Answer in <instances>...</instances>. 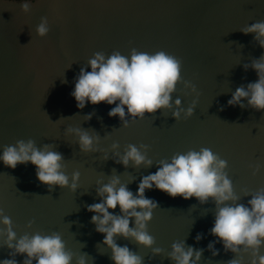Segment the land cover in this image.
Wrapping results in <instances>:
<instances>
[{
	"label": "water",
	"instance_id": "water-1",
	"mask_svg": "<svg viewBox=\"0 0 264 264\" xmlns=\"http://www.w3.org/2000/svg\"><path fill=\"white\" fill-rule=\"evenodd\" d=\"M25 2L27 12L21 10ZM42 18L49 27L44 37L36 33ZM258 21H264V0H0V152L31 139L37 147L51 145L60 152L69 177L80 173L74 192L59 186L49 189L38 181L31 163L12 169L0 162V209L11 219L17 238L57 233L74 254L73 264L84 254L86 264H114L111 249L90 222L93 213L87 211L88 205L100 201L97 181L107 183L118 176L135 194L141 177L155 173L160 160L189 150L208 148L227 162L225 171L239 203L251 199L246 193L264 189V110L247 106L246 100L244 107L227 104L237 87L258 79L255 70L243 65L258 59L264 49L254 34L241 31ZM133 48L149 54L164 51L181 61V82L172 101L180 98L186 110L195 100L192 116L182 113L176 120L173 103L171 109L145 113L125 128L119 117L108 115L114 105L77 108L70 93L94 53L107 57L119 51L127 57ZM184 81L196 92L185 88ZM69 127L98 137V150L82 152ZM114 142L117 149L111 148ZM128 144L147 145L152 164L117 163L114 152L123 154ZM145 196L158 205L147 224L152 247L115 238L141 256L143 264H175L168 254L176 241L203 249L200 264H227L233 258L250 264V251L235 257L221 243L215 244L218 255L208 250L216 239L209 234L215 218L211 198L201 204L195 197L173 198L155 188ZM109 211L118 214L119 206ZM4 228L0 224V230ZM198 233L203 238L197 242ZM5 239L6 234L0 236V260L23 264L25 256L10 255L13 250ZM154 248L162 251L156 254Z\"/></svg>",
	"mask_w": 264,
	"mask_h": 264
},
{
	"label": "clouds",
	"instance_id": "clouds-1",
	"mask_svg": "<svg viewBox=\"0 0 264 264\" xmlns=\"http://www.w3.org/2000/svg\"><path fill=\"white\" fill-rule=\"evenodd\" d=\"M29 7L27 2L21 4V10L24 12H27ZM241 31L245 35L254 34V39L264 49V21L247 25ZM48 32L47 20L42 18V22L36 27V33L44 37ZM243 67L245 70H255L258 79L248 83L246 87H237L227 104L244 107L243 101L246 100L247 106L258 111L264 110V54ZM89 68L90 71L87 70ZM180 82L181 61L164 51L149 54L133 48L127 57L119 51H114L107 57L104 53L97 52L88 60L87 68L80 69L70 95L75 99L78 109H83L89 103L97 105L103 102L114 105L108 112L109 117H119L123 127L127 128L137 119H143L145 113L171 109L173 103L176 108L172 115L176 120L180 119L182 113L185 118L192 116L195 100L186 110L181 107L180 98L172 101L171 94ZM183 83L185 88L196 92L194 85L187 81ZM87 118L90 119L91 114ZM67 132L78 136V145L82 152L98 150V137L79 128L69 127ZM118 147L115 142L111 145L112 149ZM146 152L147 145L141 144L138 148L128 144L123 154L114 152V155L118 157L116 162L125 167L129 162L137 167L141 164L150 166L152 160L146 157ZM104 158H108L107 153ZM62 161V154L53 150V146L37 147L31 139L7 145L0 152V162L5 166L15 169L18 164L31 163L35 166L38 181L49 189L59 186L74 192L78 188L80 173L73 172L69 177L63 170ZM226 167L225 160L210 149L201 148L199 151L177 153L170 160H160L155 173L141 177L135 194L118 176H113L107 183L97 181L99 186L96 194L100 201L88 205L87 211L93 213L90 222L95 225V231L103 235L102 243L111 249L114 264H143L141 256L130 250L127 245L121 246L116 242L117 236L131 238L146 248L154 244V238L147 231V224L158 205L156 201L145 196V191L153 188L173 198L180 196L187 200L195 197L201 204L211 198L215 203V218L209 234L216 239L210 241L207 248L212 255L219 254L215 244L221 243L224 251L232 252L235 257L250 251V264H264V255L260 254V249L264 247V189L246 193L251 199L246 204L239 203V197L235 194L232 181L225 171ZM256 171H259V167L253 174ZM117 206L118 214L109 211L117 209ZM0 224L5 226L0 230V236L6 234L4 243L13 250L10 255H24L23 264H33V261L35 264H73L74 254L66 250L59 234H25L17 238L11 219L4 215L2 209ZM202 238L203 235L198 233L195 240L198 242ZM161 251L160 248L153 249L156 254ZM203 251L192 246L186 247L184 241H176L168 255L175 264H200ZM0 264H17V261L3 259ZM76 264H86V254L80 255ZM227 264H243V260L233 258Z\"/></svg>",
	"mask_w": 264,
	"mask_h": 264
}]
</instances>
